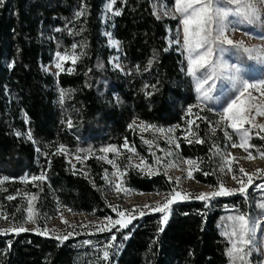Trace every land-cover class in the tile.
I'll use <instances>...</instances> for the list:
<instances>
[{
    "label": "trees",
    "instance_id": "16d2710c",
    "mask_svg": "<svg viewBox=\"0 0 264 264\" xmlns=\"http://www.w3.org/2000/svg\"><path fill=\"white\" fill-rule=\"evenodd\" d=\"M107 1L0 2V217L9 225L0 231V264H227L221 212L197 199L171 206L164 225L146 214L120 231L79 232L65 223L69 238L43 234L61 212L111 216L112 171L131 192L169 189L162 172L147 176L130 162V149L149 161L148 143L159 140L151 126L172 131L171 149L195 162L193 178L207 185L215 182L210 158L230 145L218 114L195 107L190 77L168 43L175 23L155 17L156 0H115L121 14L112 33L123 68L110 65L99 18ZM57 53L75 60L53 76L45 67ZM30 221L36 232L17 234L14 226ZM113 234L119 251L105 261L97 247Z\"/></svg>",
    "mask_w": 264,
    "mask_h": 264
},
{
    "label": "rangeland",
    "instance_id": "374dc122",
    "mask_svg": "<svg viewBox=\"0 0 264 264\" xmlns=\"http://www.w3.org/2000/svg\"><path fill=\"white\" fill-rule=\"evenodd\" d=\"M110 2L111 1L105 2L100 11L101 36L105 39V44L113 51V55L109 60L110 65L115 69L121 70L123 68L121 62V44L114 38L112 33L113 19L116 17V15H113L112 13H114L115 10L112 9V12L107 11V4ZM248 2L253 3L258 12L261 15H264V4L258 3V0H248ZM165 3L167 4V8H165ZM152 8L157 19L175 23L173 29H168V43L169 46L177 49L187 71L188 59L187 53L184 51L183 47V26L180 23V17L175 13V0H156V2L152 4ZM173 15H176L175 19L172 18ZM108 33H110L111 36L107 35ZM226 36L233 41L242 42L245 48L264 51V38H261L264 37V30H262V26L259 24H242L235 30L227 31ZM110 39L115 40L117 45H111ZM177 40H179V43L176 42ZM258 54L259 53H253V55ZM73 55L74 54L72 53L69 55L65 53H60L59 55L56 54L52 62L45 67V70L53 76H57L59 71L63 69L65 63L71 64L74 62ZM213 58H215V53L213 54ZM222 59L227 61L229 65H234L239 68L240 78L250 82L255 85V87L249 88L247 92L240 95V93H235L230 81L221 79L216 82V87L210 94L209 99L203 101L202 99H198L195 81L189 76L192 84V91L196 100L195 107H197L199 111L207 110L211 114H218V122L219 125H221L223 132H227L228 136L232 137V139L229 140L226 136L228 144L230 145H228L224 152L226 156L223 172L219 171L218 168V164L221 163L220 157L214 156L210 158L211 166L216 170L214 185L203 184L193 178L191 166L189 163L185 162L187 160L180 158L177 153L171 149L174 144V139L171 136L172 131L170 129H160L151 126L149 130L156 135L157 139L164 142V144L160 145L157 142L159 140H152L148 143V150L151 154L149 161H144L137 157L130 149L129 151L132 154L130 162L138 171L147 176H156L159 172H162L165 181L171 184V187H169L164 193L131 192L121 186L119 180H117V173L112 171L108 178L113 181L115 189L112 194L110 193L106 195V198L113 205V208H117L120 211L132 212L133 209H143L144 205L155 206L157 202L163 203L166 200L173 198L178 201L177 203L195 200V195H198L200 192L207 193L216 190L219 188L221 182L228 188L238 189L240 187L238 181L241 177L247 182V176L239 172L240 168H243L245 172L249 174L256 173L257 169L264 170V157L261 156V153H264V129L260 127L261 125H264V115L260 114L264 113V63H258L254 59H249L248 54L244 53L242 49L235 50L232 48H229L228 51H225L222 54ZM57 64L60 65L59 68L57 67ZM202 71L203 70H201V72ZM200 74L201 73L198 72L197 76ZM236 95H240L238 105L248 109L245 113V121L239 128L240 132L246 130L248 133V144L245 145V147L251 145V147L248 148V151H245L244 147H232L233 142L239 145L240 136L237 135V132L231 127L233 123L231 113L226 116L223 112V109L229 102H231V100L235 99ZM169 152L171 155H168ZM249 152L251 153V158H249ZM72 159L77 158L74 157ZM229 167H231L232 171H228ZM189 172H191V177H189ZM233 175L237 177L236 180L232 179ZM178 177L180 178L179 181H177ZM258 184L264 185V174H256L253 176V185L248 188L247 202L244 197L237 192V194L233 196L218 197L208 205L210 209L215 208L218 212H221L217 228L219 234L227 243V248L231 245L228 243L226 237L221 234L224 230L223 225L226 223L225 218L232 214L230 209L233 207L253 214L259 211L256 204L257 202L264 200V188H256L255 185ZM174 188L182 194L192 193L193 197H185L181 201L178 197H175V193L172 192V189ZM231 197H235V199H228ZM217 199H220L221 201L219 202ZM145 211L147 214H158L160 220L162 213L150 212L147 209H145ZM107 217H111L112 220L121 219L114 211H112L111 216H105L104 218H98L87 214L79 215L67 211L61 212L58 217L53 218L48 222L43 234L63 237L66 233L65 223L68 224V227L77 229L79 232L89 231L91 233L94 232L99 234L108 233L109 231L99 230L102 226H110L106 219ZM138 217L139 215L137 213V218ZM1 218L2 217H0V231L7 232V230H9V225L4 223ZM125 219H127V217H125ZM262 219H264V217H262ZM25 226L26 227L24 228L29 231L36 232V228L31 224V221L27 222ZM119 228V225H115V227L111 228V231H117ZM261 229H264V225H261ZM248 260L250 261V264H264V231L257 232V242L253 247L251 256L248 257ZM227 264H230L228 256Z\"/></svg>",
    "mask_w": 264,
    "mask_h": 264
},
{
    "label": "snow or ice",
    "instance_id": "6c2138e0",
    "mask_svg": "<svg viewBox=\"0 0 264 264\" xmlns=\"http://www.w3.org/2000/svg\"><path fill=\"white\" fill-rule=\"evenodd\" d=\"M0 2H2V0H0ZM114 3L115 0H111V2L107 4V11L112 12ZM258 3L264 4V0H258ZM165 8H167L166 3ZM175 13L180 17V23L183 26V47L184 51L187 53L188 59L187 72L195 81L198 99L207 101L216 87V82L221 79L230 81L235 93H240V95L247 92L249 88L255 87V85L240 78L239 68L234 65H229L227 61L222 59V54L228 51L229 48H232L235 50L242 49L244 53L248 54L249 59H254L258 63H264V51L245 48L242 42L233 41L226 36L227 31L235 30L242 24H259L262 26V30H264V15L258 12L253 3L248 2V0H175ZM82 14L83 11L81 10L76 12L75 16L79 18ZM112 14L119 16L121 13L115 11ZM172 18L175 19L176 15H173ZM107 35L111 36L110 33ZM176 42L179 43V40ZM110 44L117 45V42L110 39ZM75 47L76 46L73 45V49H75ZM214 53L215 58H213ZM253 53L259 54L253 55ZM57 55H59V53H57ZM73 59L75 60V58ZM57 67L59 68L60 65L57 64ZM201 70L203 71L201 72ZM198 72L201 73L199 76H197ZM240 95H236L235 99L231 100L223 109V112L226 116L231 113V119L233 120L231 127L237 132V135L240 136L239 145L233 142L232 147H244L245 151H248V148L251 147V145L245 147V145L248 144V133L246 130L243 132L239 131L240 126H242L245 121V113L248 111L247 108L238 105ZM260 114L264 115V113ZM69 126H71V122H69ZM260 127L264 129V125ZM225 135L229 140L232 139L231 136H228L227 132H225ZM29 138H31L30 135ZM177 147H179V145H177ZM110 150L112 149H103L105 152ZM168 155H171V153L169 152ZM215 155L220 157L221 163L218 164V168L219 171L223 172L226 154L217 148ZM261 156L264 157V153H261ZM249 158H251L250 152ZM185 162L189 164L195 163L191 160ZM228 171H232L231 167L228 168ZM239 172L247 176V182L241 177L238 181L240 185L238 189L228 188L221 182L218 189L207 193L200 192L198 195H195L194 198L205 201L206 206H208L218 197L233 196L239 192L247 202L248 188L253 185V176L256 174H264V170L257 169L256 173L249 174L246 173L243 168H240ZM208 174L209 173H205V175ZM189 177H191V172H189ZM32 179L43 180L45 177L41 175L39 177H33ZM179 179L178 177L177 181H179ZM232 179L236 180L237 177L233 175ZM255 187L264 188V185L258 184L255 185ZM172 192H174L175 197H178L181 201L185 197H193L192 193L182 194L176 191L175 188L172 189ZM8 199L12 200L14 197L9 196ZM177 202L175 198L168 199L163 203L157 202L155 206L144 205L143 209H133L132 212L120 211L117 208H113V211L116 212L117 216L121 219L112 220L111 217H107L106 219L110 226H102L99 230L110 232L111 228L115 227V225L120 226L117 231L128 228L132 220L137 218V213L140 217L147 214L145 209L150 212L162 213L160 223L164 225L169 220L171 205ZM29 207H31L30 203ZM256 207L259 211L255 214L233 207L230 209L232 214L225 218L226 223L223 225L224 230L221 234L226 237L228 243L231 245L226 249V255L229 257L230 264H250L248 257L251 256L253 247L256 245L257 232L264 231V229H261V225H264V219H262V217H264V200L257 202ZM125 217H127V219H125ZM31 219L32 217L29 216V220ZM14 230L18 234L28 229L17 224L14 226ZM159 231L163 232L164 228L160 227ZM71 235L72 233L70 232L61 237V239H67ZM128 238L129 236H124L125 240ZM116 239V235L113 234L110 241L106 243L103 249L97 247V252L103 251V259L105 261H108L110 258V250L111 255H115L119 251V247L115 243ZM84 243L89 244L91 242L85 241Z\"/></svg>",
    "mask_w": 264,
    "mask_h": 264
}]
</instances>
